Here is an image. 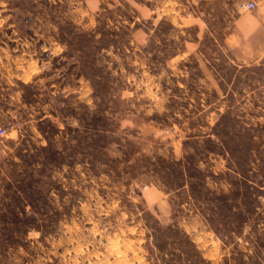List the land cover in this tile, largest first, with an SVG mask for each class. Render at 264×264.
<instances>
[{
	"label": "rangeland",
	"instance_id": "rangeland-1",
	"mask_svg": "<svg viewBox=\"0 0 264 264\" xmlns=\"http://www.w3.org/2000/svg\"><path fill=\"white\" fill-rule=\"evenodd\" d=\"M1 128L0 264H264V0H0Z\"/></svg>",
	"mask_w": 264,
	"mask_h": 264
},
{
	"label": "built area",
	"instance_id": "built-area-1",
	"mask_svg": "<svg viewBox=\"0 0 264 264\" xmlns=\"http://www.w3.org/2000/svg\"><path fill=\"white\" fill-rule=\"evenodd\" d=\"M255 7V2L251 1V2H248L246 4H243L242 5V8H245V9H252ZM6 132V129L5 128H1L0 129V134H4Z\"/></svg>",
	"mask_w": 264,
	"mask_h": 264
},
{
	"label": "crops",
	"instance_id": "crops-1",
	"mask_svg": "<svg viewBox=\"0 0 264 264\" xmlns=\"http://www.w3.org/2000/svg\"><path fill=\"white\" fill-rule=\"evenodd\" d=\"M165 212V211H164ZM166 213V212H165Z\"/></svg>",
	"mask_w": 264,
	"mask_h": 264
},
{
	"label": "bare ground",
	"instance_id": "bare-ground-1",
	"mask_svg": "<svg viewBox=\"0 0 264 264\" xmlns=\"http://www.w3.org/2000/svg\"><path fill=\"white\" fill-rule=\"evenodd\" d=\"M111 245V244H110Z\"/></svg>",
	"mask_w": 264,
	"mask_h": 264
}]
</instances>
